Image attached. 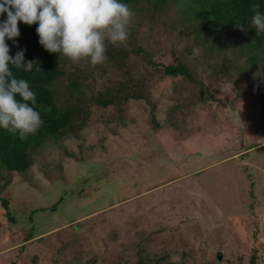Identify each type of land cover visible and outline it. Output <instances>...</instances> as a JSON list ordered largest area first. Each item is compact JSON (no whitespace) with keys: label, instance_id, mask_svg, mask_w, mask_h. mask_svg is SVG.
Returning <instances> with one entry per match:
<instances>
[{"label":"rangeland","instance_id":"374dc122","mask_svg":"<svg viewBox=\"0 0 264 264\" xmlns=\"http://www.w3.org/2000/svg\"><path fill=\"white\" fill-rule=\"evenodd\" d=\"M128 7L106 63L57 66L71 129L26 172L0 165V264H264V48ZM178 63L193 82L165 74Z\"/></svg>","mask_w":264,"mask_h":264},{"label":"clouds","instance_id":"9594fccd","mask_svg":"<svg viewBox=\"0 0 264 264\" xmlns=\"http://www.w3.org/2000/svg\"><path fill=\"white\" fill-rule=\"evenodd\" d=\"M250 11L255 35H264L260 4L252 3ZM4 14L7 19L0 22V128L21 140L35 134L43 120L29 82L12 71L30 73L34 67L40 71L36 61L25 63L24 51L9 55L6 39L14 41L19 36L18 22L38 25L39 44L50 54H59V59L71 64L87 61L95 67L107 62L108 45L119 47L127 42L133 15L119 0H0V15ZM235 27L246 31L241 23Z\"/></svg>","mask_w":264,"mask_h":264},{"label":"trees","instance_id":"16d2710c","mask_svg":"<svg viewBox=\"0 0 264 264\" xmlns=\"http://www.w3.org/2000/svg\"><path fill=\"white\" fill-rule=\"evenodd\" d=\"M136 1L119 0L128 6ZM146 3L150 10L142 18H146L147 14L161 11L167 6H177L182 18L194 21L191 24L192 30L195 33L210 34V41L213 43L224 44V41L225 43L228 42V38L230 40V36H227L228 26L233 25L235 27L236 23H241L246 31L235 28L237 39L243 41L244 47L255 52L264 48V35L256 36L255 30L250 24L252 16L250 5L259 3L261 12L264 14V0H146ZM6 19V14L0 15V22ZM37 27L36 24L28 26L23 22H18L19 36L14 41L6 39L10 48V56L15 57L17 52L24 51L25 63L36 61L40 68V71H37L34 67L30 73L15 68H12V71L17 78L26 79L30 89L36 94V110L41 114L43 126L25 140H21L18 135H13L0 128V165L3 164L19 173H24L29 168L30 151L36 150L46 142L54 141L61 134L69 131L73 123L70 121L72 111L56 106L53 91L50 89V84L54 82L56 77L62 75L61 72L57 71V66L62 60L59 59V54H50L39 44V37L36 34ZM222 47L220 46V49ZM251 59L253 62L255 59L253 55ZM164 72L167 76L179 75L193 82L182 64L167 66L164 68ZM96 103L101 106H109L112 99L105 97L101 101L96 100ZM45 109L49 110L45 111ZM0 205L7 212L8 218L11 219L8 202L0 198ZM249 263L256 264L254 255L250 258Z\"/></svg>","mask_w":264,"mask_h":264},{"label":"bare ground","instance_id":"6f19581e","mask_svg":"<svg viewBox=\"0 0 264 264\" xmlns=\"http://www.w3.org/2000/svg\"><path fill=\"white\" fill-rule=\"evenodd\" d=\"M131 140V139H130Z\"/></svg>","mask_w":264,"mask_h":264}]
</instances>
